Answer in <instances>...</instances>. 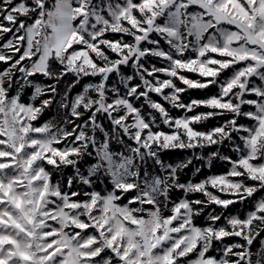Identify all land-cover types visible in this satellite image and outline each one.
<instances>
[{"label":"snow or ice","instance_id":"1","mask_svg":"<svg viewBox=\"0 0 264 264\" xmlns=\"http://www.w3.org/2000/svg\"><path fill=\"white\" fill-rule=\"evenodd\" d=\"M0 264H264V0H0Z\"/></svg>","mask_w":264,"mask_h":264},{"label":"trees","instance_id":"2","mask_svg":"<svg viewBox=\"0 0 264 264\" xmlns=\"http://www.w3.org/2000/svg\"><path fill=\"white\" fill-rule=\"evenodd\" d=\"M211 91L214 92V88L211 89ZM186 95H190L191 97H194V98H202L203 96L206 95V92L193 90V91L186 93L185 96ZM201 110H203V109H201ZM213 123H214V121H209L207 126H211V124H213ZM201 127H204V126H201ZM183 155H184L183 153H169L166 155V159L174 160V159H176L177 156H183ZM220 170H223L222 166H218L217 168L213 169V171H220ZM199 178L200 177H197V179H199Z\"/></svg>","mask_w":264,"mask_h":264},{"label":"rangeland","instance_id":"3","mask_svg":"<svg viewBox=\"0 0 264 264\" xmlns=\"http://www.w3.org/2000/svg\"><path fill=\"white\" fill-rule=\"evenodd\" d=\"M189 75H191V74H189ZM192 78H196V77L193 76ZM71 79H72V77L69 76V77H68V80H71ZM79 90H80L79 88L76 89V91H79ZM214 91H215V88H214ZM189 96H190V95H186V96H185V100H187V98H188ZM154 98H155V97H154ZM173 115H179V113L173 111ZM236 208H242V206H241V205H237ZM233 210L235 211L236 209H233Z\"/></svg>","mask_w":264,"mask_h":264}]
</instances>
